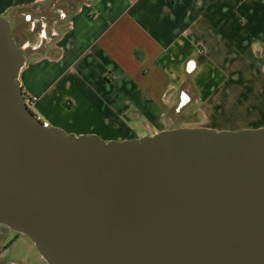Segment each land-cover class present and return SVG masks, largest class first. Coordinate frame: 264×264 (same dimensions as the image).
<instances>
[{
    "label": "water",
    "instance_id": "1",
    "mask_svg": "<svg viewBox=\"0 0 264 264\" xmlns=\"http://www.w3.org/2000/svg\"><path fill=\"white\" fill-rule=\"evenodd\" d=\"M0 15V224L47 264H264V126L103 140L27 106Z\"/></svg>",
    "mask_w": 264,
    "mask_h": 264
},
{
    "label": "crops",
    "instance_id": "2",
    "mask_svg": "<svg viewBox=\"0 0 264 264\" xmlns=\"http://www.w3.org/2000/svg\"><path fill=\"white\" fill-rule=\"evenodd\" d=\"M47 1L0 0V15L24 37L20 86L48 127L122 140L179 120L264 126V0H66L32 36ZM243 109L233 128L216 119Z\"/></svg>",
    "mask_w": 264,
    "mask_h": 264
},
{
    "label": "rangeland",
    "instance_id": "3",
    "mask_svg": "<svg viewBox=\"0 0 264 264\" xmlns=\"http://www.w3.org/2000/svg\"><path fill=\"white\" fill-rule=\"evenodd\" d=\"M65 1L66 0H49L46 3H43L37 6L36 9H34V12L42 16H46L47 14V19L49 18L51 19L53 16L58 17L63 4H65L64 3ZM18 17H19V20H21V18L23 19L21 20L22 31L24 30L23 32H26L28 35L29 29H30L29 27L30 22L25 21L23 18V14L21 15V13L20 14L18 13ZM23 41H24V37L20 36L19 34L18 41H17L18 44L22 45L21 43H23ZM236 96H238L236 97V99L238 98L237 99L238 103H240L242 99H246V97H248V95L246 94H240ZM244 104L248 105V103H244ZM247 108H249V106ZM237 112L238 113L223 111V112H220L221 114L220 117L216 119H221V122L219 124L226 125L228 127L233 128L235 126H238V124L245 122L246 115H247L246 113L249 112V110L243 109V112H240V111H237ZM179 115L180 117H183L181 113ZM190 123H187V124L190 125ZM181 124H186V123L182 120H179L175 122L174 127H180ZM207 126L208 125L206 126L204 125L202 127H207ZM208 128L218 130V131L220 130H228V131L239 130V129H217V128L215 129L212 127H208ZM244 129H251V128H244ZM74 134H83V133H74ZM15 234H16L15 231H13L12 229H10L9 227L5 225L0 224V264H47L44 261V259L40 256L36 247L34 246V244L29 239L28 236L22 233H18V236L16 237Z\"/></svg>",
    "mask_w": 264,
    "mask_h": 264
},
{
    "label": "flooded vegetation",
    "instance_id": "4",
    "mask_svg": "<svg viewBox=\"0 0 264 264\" xmlns=\"http://www.w3.org/2000/svg\"><path fill=\"white\" fill-rule=\"evenodd\" d=\"M43 19V16H37L36 18H33V19H29L30 21H32L33 22V29L31 30V34H32V36L34 35V36H38V32H37V29H38V26H40V21ZM30 27V26H29ZM37 28V29H36ZM30 31V30H29ZM14 33V30H13V32H12V36L14 35L13 34ZM16 40V39H15ZM17 42V41H16ZM22 46H23V44H22ZM15 236L17 237L18 236V233H16L15 234Z\"/></svg>",
    "mask_w": 264,
    "mask_h": 264
},
{
    "label": "built area",
    "instance_id": "5",
    "mask_svg": "<svg viewBox=\"0 0 264 264\" xmlns=\"http://www.w3.org/2000/svg\"><path fill=\"white\" fill-rule=\"evenodd\" d=\"M35 99H36V97H28L27 96V98H25V102H26L27 106L28 107L31 106ZM44 125L47 126V123L44 122Z\"/></svg>",
    "mask_w": 264,
    "mask_h": 264
},
{
    "label": "trees",
    "instance_id": "6",
    "mask_svg": "<svg viewBox=\"0 0 264 264\" xmlns=\"http://www.w3.org/2000/svg\"><path fill=\"white\" fill-rule=\"evenodd\" d=\"M22 94H23L24 99L27 98V95L24 92H22Z\"/></svg>",
    "mask_w": 264,
    "mask_h": 264
}]
</instances>
